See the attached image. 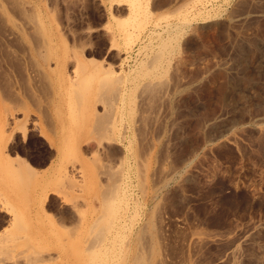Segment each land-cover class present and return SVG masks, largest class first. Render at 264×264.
<instances>
[{"label": "rangeland", "instance_id": "1", "mask_svg": "<svg viewBox=\"0 0 264 264\" xmlns=\"http://www.w3.org/2000/svg\"><path fill=\"white\" fill-rule=\"evenodd\" d=\"M141 5L0 0V264L124 210L161 264H264V0Z\"/></svg>", "mask_w": 264, "mask_h": 264}, {"label": "bare ground", "instance_id": "2", "mask_svg": "<svg viewBox=\"0 0 264 264\" xmlns=\"http://www.w3.org/2000/svg\"><path fill=\"white\" fill-rule=\"evenodd\" d=\"M127 1L130 2V4L133 6V9H134L133 14L135 15V17L133 18L134 19L133 21H137L141 12L143 11V10L141 11L142 0H127ZM96 66H97V64H96ZM79 68H81V67H79ZM84 71H86V70H84ZM102 83L100 85L103 87L104 84L102 85ZM108 87H110V86L108 85ZM113 88L116 89V87H113ZM108 89H110V88H108ZM108 89H106V90H108ZM107 95L104 97H107ZM117 95H115V97H118ZM101 96H103V95H101ZM109 99H110V96H109ZM113 188H115V187H113ZM114 190L115 189H113V191ZM123 192H125V191H123ZM3 195L4 194L0 191V196L2 197ZM118 195H120V194H118ZM154 195L155 196L157 195L156 190L154 191ZM112 211H113V208H112ZM121 211H123V210H121ZM128 212H129V210H124L123 212H120L119 215L117 214L118 216H116L112 225L110 223V225L107 226V229L105 230V232L101 231L102 233L97 235L96 237H94V239L91 238V236H90L91 234H90V231L88 229L85 232L81 231L79 233H74L73 235H70L68 237V242L70 244H72L74 250L68 251V252L61 250L59 252L58 258L61 261H65V260H68L70 262L73 261L74 262L73 264H161L162 260H163V258H161L162 253L160 254V251L158 249V245H157L155 239L151 238L149 240V242H145L144 236L147 235L146 232L144 235V232L142 230L138 229L139 230L138 231L136 229L135 223L130 224L128 222V216H129ZM102 216L103 215H100V217H102ZM101 219H99L100 222L95 219L96 220L95 223H97V222L101 223ZM95 220L93 219L91 223H86V224L90 225V227H91L92 225H94L93 223ZM98 224H96V225H98ZM82 225H83V223H82ZM104 225H105V223L103 224V226ZM98 226H100V225H98ZM81 227H83V226H81ZM144 228H143V230H144ZM79 229H81V228H79ZM100 230L101 229H99V231ZM92 232L93 231H91V233ZM98 232H97V234H98ZM84 244H86V245H84Z\"/></svg>", "mask_w": 264, "mask_h": 264}]
</instances>
